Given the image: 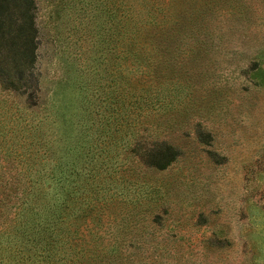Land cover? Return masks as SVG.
I'll use <instances>...</instances> for the list:
<instances>
[{
  "label": "rangeland",
  "instance_id": "374dc122",
  "mask_svg": "<svg viewBox=\"0 0 264 264\" xmlns=\"http://www.w3.org/2000/svg\"><path fill=\"white\" fill-rule=\"evenodd\" d=\"M35 3L41 96L79 83L94 96L113 74L112 42L104 51L100 40L112 0ZM191 9L201 31L175 35V74L143 133L177 154L163 168L115 175L112 216L97 227L100 245L121 251L113 264H264V0H193ZM164 65L169 72L171 59ZM24 111L22 97L0 86V181L21 177Z\"/></svg>",
  "mask_w": 264,
  "mask_h": 264
},
{
  "label": "trees",
  "instance_id": "16d2710c",
  "mask_svg": "<svg viewBox=\"0 0 264 264\" xmlns=\"http://www.w3.org/2000/svg\"><path fill=\"white\" fill-rule=\"evenodd\" d=\"M179 2L112 0L110 12L105 4L104 20L112 24L100 40L104 51L112 42L110 81L98 84L94 96L82 94L88 85L79 83L42 97L35 0H0V86L23 99L20 127L27 149L21 177L0 181V264L114 263L121 251L113 243L101 246L97 227L112 216L115 175L163 168L177 154L167 139L147 140L143 133L147 113L160 109L163 79L175 74V35L196 40L201 31L193 0L182 8ZM186 47L192 50V44ZM169 59L170 71L164 72ZM33 111L40 116L26 118ZM121 151L126 154L119 160ZM119 161L125 174L118 173Z\"/></svg>",
  "mask_w": 264,
  "mask_h": 264
}]
</instances>
